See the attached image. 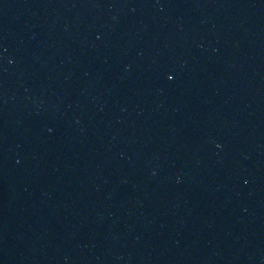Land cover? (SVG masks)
I'll list each match as a JSON object with an SVG mask.
<instances>
[{
  "label": "water",
  "instance_id": "1",
  "mask_svg": "<svg viewBox=\"0 0 264 264\" xmlns=\"http://www.w3.org/2000/svg\"><path fill=\"white\" fill-rule=\"evenodd\" d=\"M0 264H264V0H0Z\"/></svg>",
  "mask_w": 264,
  "mask_h": 264
},
{
  "label": "snow or ice",
  "instance_id": "2",
  "mask_svg": "<svg viewBox=\"0 0 264 264\" xmlns=\"http://www.w3.org/2000/svg\"><path fill=\"white\" fill-rule=\"evenodd\" d=\"M173 78H174V77H173L172 75H169V76H168V79H169V80H172Z\"/></svg>",
  "mask_w": 264,
  "mask_h": 264
},
{
  "label": "clouds",
  "instance_id": "3",
  "mask_svg": "<svg viewBox=\"0 0 264 264\" xmlns=\"http://www.w3.org/2000/svg\"><path fill=\"white\" fill-rule=\"evenodd\" d=\"M10 63H11V61H10Z\"/></svg>",
  "mask_w": 264,
  "mask_h": 264
}]
</instances>
